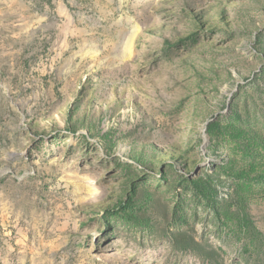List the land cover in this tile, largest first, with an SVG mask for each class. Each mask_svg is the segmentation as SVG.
Segmentation results:
<instances>
[{"label":"rangeland","instance_id":"rangeland-1","mask_svg":"<svg viewBox=\"0 0 264 264\" xmlns=\"http://www.w3.org/2000/svg\"><path fill=\"white\" fill-rule=\"evenodd\" d=\"M0 264H264V0H0Z\"/></svg>","mask_w":264,"mask_h":264}]
</instances>
